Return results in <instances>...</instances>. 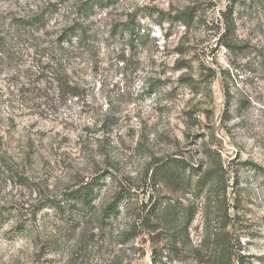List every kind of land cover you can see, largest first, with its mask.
Returning <instances> with one entry per match:
<instances>
[{
	"label": "rangeland",
	"instance_id": "1",
	"mask_svg": "<svg viewBox=\"0 0 264 264\" xmlns=\"http://www.w3.org/2000/svg\"><path fill=\"white\" fill-rule=\"evenodd\" d=\"M0 38V264H264V0H0Z\"/></svg>",
	"mask_w": 264,
	"mask_h": 264
},
{
	"label": "trees",
	"instance_id": "2",
	"mask_svg": "<svg viewBox=\"0 0 264 264\" xmlns=\"http://www.w3.org/2000/svg\"><path fill=\"white\" fill-rule=\"evenodd\" d=\"M31 21V20H30ZM30 21H23L20 20L18 22L15 23V26L17 28H26V27H31L34 26V24L29 23ZM6 41L3 38H0V49L4 50L6 49L7 45H6ZM210 178L209 174H205L203 177H201L198 182H197V189L198 191H202V189L206 186L207 184V180ZM93 188L89 187L87 185V188L84 189V191H79L76 192L75 195H77V197L82 201H87L91 194L93 193ZM74 195V196H75ZM118 204L115 202L111 205L108 206L107 208V214H112V215H116L118 213V209H117ZM173 206H169L165 211H163L164 213H168L170 212V210L172 209ZM195 216V210L193 209H188V213H186V218H187V224L192 222V220L194 219Z\"/></svg>",
	"mask_w": 264,
	"mask_h": 264
}]
</instances>
